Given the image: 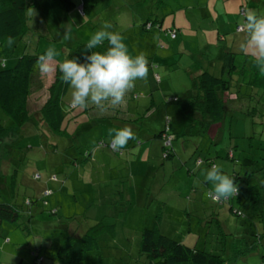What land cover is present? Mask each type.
<instances>
[{
	"label": "rangeland",
	"instance_id": "1",
	"mask_svg": "<svg viewBox=\"0 0 264 264\" xmlns=\"http://www.w3.org/2000/svg\"><path fill=\"white\" fill-rule=\"evenodd\" d=\"M72 1L77 5L69 13L73 26L69 40L57 37L49 25L44 23L37 9L41 0H36L37 7L29 6L34 10L30 12L27 9L29 31L16 43L14 55L6 60L7 64H12L22 52L42 53L48 47H54L59 53L56 62H63L76 44L87 43L105 21L110 22L112 28L108 30L119 32L124 37L131 55L140 52L146 56H152L153 52L158 55L154 61L155 69H149L148 75L152 77L154 72L160 75V80L156 79L155 82L151 78L150 87L151 92L156 94L154 99L158 106L164 107L168 113L166 115L171 124L174 155L163 163L174 164L175 168L149 173L110 171L109 166L113 164L109 158H116L117 154L102 148L99 142L110 140L109 128L122 127L107 121L100 123L97 117L88 114L93 105L86 109L70 108L69 87L61 100L64 113L60 127L62 132L53 133L39 120L41 115H36L35 110L46 99V88L54 73L43 75L39 71L35 72L29 117L21 127L9 131L8 137L14 136V143L9 145L7 138L0 148V201L20 203L24 196H34L41 200L44 191H51V194L42 197L46 205L40 201L41 205L35 206L39 216H34L26 236L12 224L3 222L5 229L20 235L22 243L14 247V238L10 244L5 241L7 244L3 249L11 252L12 256L1 255L0 264H31L34 259L32 252L43 258L42 264H67L65 257L63 260L54 257L57 249L66 242L65 236L73 234L80 237L94 227L97 228L95 239L99 248L92 250L88 259L99 256L101 264H147V258L139 251L144 228H159L160 233L169 239L219 256L222 259L220 264H262L263 251L260 247V253L256 250L244 258H238L235 254L240 237L253 238L256 230L262 229L259 216L253 214L249 207L243 209V217L236 216L230 211V207H238L235 200L227 203L220 201V204L213 202L206 196L211 185L205 183L203 178V169L209 166L205 163L199 167L197 165L200 160L205 162V159H211L227 175H232L234 171H264V90L258 87L247 88L241 84L239 77L234 76L231 91L222 95L226 102L230 101L226 108L230 110L233 106V113H228L223 121L212 124L204 136L175 135L184 130L191 117L190 111L183 113L179 110L184 108L185 93L191 87L188 71L183 68L190 69L187 66L191 62L200 63L214 57L218 50L207 49V56L204 55V49L199 50L206 39L213 40V34L215 40L219 39L217 31H214L217 21L206 13L203 5L208 0H83L84 14L80 9L82 0ZM227 7L229 13H225L226 7L220 6L221 20L233 18L231 10L235 8ZM211 8L216 10L213 4ZM155 16L162 20L161 30L153 28L144 31L143 22ZM173 26L180 30L176 40H171L166 34V30ZM41 28L46 30L45 35ZM230 32L226 25L219 33L223 37L230 35L228 44L243 39V33L236 35ZM237 52H241L240 49ZM158 59H163L162 63H169L170 66L181 59L182 67L177 64L175 71L172 67L158 68ZM34 70H38L36 66ZM140 82L137 80L132 90L135 99L129 97V94L126 97L131 105L144 94L141 89L146 84L143 88ZM173 97L179 101L168 103L167 99ZM255 106H259L261 112L249 116L247 112ZM121 110L119 114L123 115L125 108ZM145 112L139 111L147 118ZM150 123L154 125L155 121L151 119L146 124ZM0 124L6 127L11 125L1 109ZM140 124L136 129L138 131L134 132L137 138L129 140L120 155L136 160L133 164L137 170H145L143 160L149 158V162L153 163L157 154L154 152L149 155L140 148V144L133 143L138 140L142 144L148 143V132L155 131L144 126L140 128ZM163 128L162 124V128L156 127L155 130ZM229 151L233 152L235 160L227 158ZM88 152L106 160V166L102 169L109 171L73 169L71 162L84 157ZM93 165L96 166L95 163ZM155 169H160V163H157ZM34 174H39L40 178L35 179ZM256 179L259 180V187L264 185L262 175L256 176ZM236 185L239 194L246 196L243 189L247 184L238 180ZM166 194L174 198L167 199ZM143 198H148V202ZM52 209H56L55 214L49 213ZM5 233L6 230L1 236L8 233V238L13 237L12 232ZM3 240L0 238V245Z\"/></svg>",
	"mask_w": 264,
	"mask_h": 264
},
{
	"label": "trees",
	"instance_id": "2",
	"mask_svg": "<svg viewBox=\"0 0 264 264\" xmlns=\"http://www.w3.org/2000/svg\"><path fill=\"white\" fill-rule=\"evenodd\" d=\"M41 1V5L37 7L36 0H0V54H3V56L0 57L1 61L3 60L0 67V109L11 122V125L8 127L0 124V148L4 140L7 138V141L14 143V136H11V138L8 137L9 131L11 132V129L21 127L29 117L28 109L30 108L29 102L34 85V73L39 71L34 70L36 59L39 55L44 53L31 54L22 52L15 58V61L12 64L8 65L6 62L9 57L14 55L16 43L21 41L23 36L29 31L27 9L29 6H36L44 23L49 25L51 28L50 30H52L57 37L62 38L64 29L69 26H71V30H73L69 13L77 5L75 2L72 0ZM84 5L85 3L82 0L80 6L82 14H84ZM244 10V6H241L239 9L240 16H242ZM161 24L162 20H158L157 16L154 18H147L143 22L142 29L144 31H151L153 28L161 30ZM240 25L241 24H238L235 27V32L242 33L240 31ZM41 29L42 33L45 35L46 30L44 31V28ZM37 32L40 33L39 31ZM178 33L180 35V30L175 26L166 30V34L171 40H176ZM8 36L14 38V43L11 47L7 46L6 38ZM85 44L86 42L76 44V46L69 52L66 59H78L79 62H84V56L89 54L85 49ZM107 47L108 43L105 41L103 45L98 46L94 50L105 52ZM199 53H201V51ZM199 53L198 56L200 55ZM154 57H156L155 53L150 56L148 69H151L155 65V62H153L155 60ZM180 67L182 66L180 65ZM60 76L61 74L57 69L46 88V99L40 104L39 108L35 110L36 115H41V119L39 120L47 125L55 134L62 132L60 127L64 113L61 106V100L69 87L68 84L61 81ZM154 76L155 79L160 80V75L156 73ZM234 76L239 77L241 84H245L247 88L258 87L259 89L264 90V76L259 74L252 58L242 52H236L233 50H222L221 72L218 76L208 70H201L198 73L189 74L188 78L191 87L185 93L186 96L184 103L186 106H183L185 113L190 111L191 117L190 120H187L184 130L181 133H175L176 136H204L212 124L221 122L226 118L228 113H233L231 112L233 106H231L230 110L226 108V104L230 101L226 102L222 95L224 92L231 91V81ZM178 101L179 99L176 97L167 99L168 103ZM69 107L72 108L70 103ZM250 108L251 110L247 112L249 116L261 112L259 106ZM139 118H141V116H139ZM119 120L120 123H123V127L125 124L127 125L132 122L140 124V122H137L138 118L136 120H132V118L124 120L117 119L116 121ZM163 121L164 128L155 134L153 133V136L161 141V157L163 160H167L173 155L171 124L170 119L166 114L164 115ZM141 125L143 124L141 123ZM136 129H134L133 132L138 131ZM163 133H166V136L170 139L169 147L163 146ZM137 143L139 144V140ZM109 144L110 140L108 142L104 140L99 142V145L102 148L111 150L113 153L116 152L115 154L117 155L122 154V149L115 151L108 147ZM53 151H55V148ZM90 157L91 152H88L84 157L82 156L79 159H74L71 162L73 163V169L78 171L80 169V171H82L84 166H86V161H89ZM227 158L235 160L232 151L228 152ZM198 163L199 165L205 163L209 167L211 164H214L211 159H205V162L200 160ZM261 175L264 178V171L247 170L244 171V173H241V171H234L232 175H228L230 178H234L235 183L239 180L247 184V187L243 189L246 196L240 195L238 191L236 196H232L222 202L227 203L235 197L237 198L236 203L238 204V207L236 209L230 207V211L236 216L243 217V209L247 207L253 210V214L256 213L259 216L262 229L260 228L259 231L256 230L253 238H245L244 236L240 237V240L237 243L238 248H235V254L238 255V258H244L254 253L259 247H262L261 251H263V254L261 256V261L262 264H264V185L259 187V184L257 185L259 180L256 179V176ZM34 178L39 179L40 175L34 174ZM256 186L257 189H255ZM50 192L51 191L48 190L44 191L42 197L46 194H51ZM42 197L41 200H39L34 196H24L20 203H16L15 201H0V222H7L14 225L16 229H19V231L26 236L34 216H39L38 210L35 209V206L41 205L40 201H42L44 205L47 204L43 201ZM215 203L220 204L219 202ZM42 211L43 210H40V212ZM49 213L55 214L56 209L49 210ZM96 232L97 228L94 227L89 229V231L87 230L80 237H75L73 234L65 236L66 242L62 247L57 249V253L54 257L59 260H63V257H65L67 264H101V258L99 256H96L95 259H88V254L92 250L96 251L99 248L95 239ZM139 251L147 258V264L222 263V259L219 256L186 246L181 242L165 237L160 233L159 228H144L142 230ZM32 257H34V259L31 264H42L44 261L41 256L34 254V252H32Z\"/></svg>",
	"mask_w": 264,
	"mask_h": 264
},
{
	"label": "clouds",
	"instance_id": "3",
	"mask_svg": "<svg viewBox=\"0 0 264 264\" xmlns=\"http://www.w3.org/2000/svg\"><path fill=\"white\" fill-rule=\"evenodd\" d=\"M29 11H34L29 8ZM240 31L243 39L239 44L240 51L250 56L261 76H264V14H258L251 9L242 13ZM112 24L105 21L101 28L95 31L85 49L89 54L84 56V62L78 59H65L57 64L59 53L54 47L36 59V68L43 75L59 70L62 82L69 85L70 106L74 109H86L95 106L100 112L107 108L122 106L129 92L137 80L146 79L148 74V60L144 52L133 56L129 53L124 37L119 32L109 31ZM71 38V26L64 29L63 39ZM7 46L11 47L14 38L8 36ZM107 41L105 52L95 51L98 46ZM108 137L110 147L119 151L128 144L129 140L137 137L131 127L109 128ZM199 167V163L197 165ZM204 181L211 185L206 195L213 201L220 202L236 196L238 187L234 178H230L219 164H211L203 169ZM199 183V181H197Z\"/></svg>",
	"mask_w": 264,
	"mask_h": 264
},
{
	"label": "crops",
	"instance_id": "4",
	"mask_svg": "<svg viewBox=\"0 0 264 264\" xmlns=\"http://www.w3.org/2000/svg\"><path fill=\"white\" fill-rule=\"evenodd\" d=\"M212 4L216 10H212V8H211ZM203 5H205V7H206V13H209L211 16H213L214 21H217V23L214 25V31H217L216 33L219 36V39L215 40L214 39L215 34H213L212 35L213 40L206 39L204 42L201 43V45L199 46V49L205 50V52H204V53H206V54H204L205 56H207V53H208L207 49L216 48L218 50L215 53L214 57L207 58L206 60H204V62H200V63L198 61L196 63L191 62L189 64V66H187V68H190L191 70L185 69V68H183V70L188 71V75L192 74V73H198L201 70H208L211 73L218 76L221 72L222 50L228 49V50H233V51L237 52L240 49L239 44L241 42V40L239 39L238 41L234 40L232 44H231V42L228 44V40L230 38V35H228V37H223L221 34H219L220 29L225 28V26L227 25L229 28V31H231L230 34L232 32H234L236 35L237 34L241 35L242 33H237V32H235V29H234V27H236L238 24H241L242 20H243V17L240 16V12H239V9L241 8V6H244L245 9L254 10L258 14H264V3H263V0H246V1H244V0H208ZM221 5L224 8L226 7L225 13H229L227 6H233L235 8V9L231 10L233 12V18L228 17V18H225V20L220 19L219 14H220V6ZM153 54H154V52H153ZM156 58H158V55L156 56ZM154 59H155V57H154ZM200 59H202V57H200ZM147 60L148 61L150 60V55H147ZM162 60H159V59L157 60L156 65H157V67L159 66L158 68H161V66L162 67H172L174 71H175V68H177L176 65L177 64L181 65L180 63H182V60L180 59L177 62V64H173V66H170V64L169 63L166 64V62L163 64ZM153 69H155V68H153ZM212 71H214V72H212ZM155 74L156 73L154 72L152 74V77L150 74L149 75L147 74L146 79H141V82H140L141 87L144 88V86L146 84V87L143 90L141 89V91L144 94L140 93V94H142V97L140 99H138L137 102L134 101L135 103H132V105L129 102L125 101V103L122 106L115 108V109L109 107V108H107V111H104V112H100L95 106H92L90 108V110L88 111V114L97 117V120L100 123L107 121V122H110L112 125H117V126L123 127V123H120V121L117 123L114 121V119H123L124 120L127 118H132V120H136L138 118L137 122L142 123L143 125L140 124L142 127L143 126L148 127L149 129L155 131L152 133L148 132V135H147V140L149 141L148 143L142 144L141 142H139L140 148L146 150L147 153H149V155L151 153H154V152L157 154L153 163L149 162V158L147 160H143L144 163L143 162L142 163L145 167V170H137L135 168V165L133 164V163H136V160L133 161L132 158H124V157H122V155H117L116 158H112V157L109 158L113 164V165L110 164V166H109L110 171H148V173H149L150 171H161V170L162 171H168L169 168H172V169L175 168L174 164L163 163L164 160L161 157L162 156V154H161V152H162L161 141L158 138H154V136H152L153 133L155 134V133H157V131L158 132L160 131V130H155V129H156V127L162 128V124L164 125V123H163L164 122L163 121L164 115L168 114L165 112L164 107L158 106V104H157L158 102H156V100H155L156 98L154 99V96H156V94L151 92V87H150L151 86L150 84L152 82L151 78L155 82V80H156L155 76H154ZM158 75H159V73H158ZM133 93L134 92L131 91L128 94H129V97L132 96V98L135 99L133 97L134 96ZM184 105H185V103H184ZM121 108H125V110L123 111V115L119 114V112L122 111ZM142 110L146 111L145 115H148L147 118H145L146 116H142V114H140L141 112L139 113V111H142ZM179 110L183 113L185 111L184 108L183 109L180 108ZM95 111H96V114H95ZM113 111H116L118 113H113ZM155 113H158V114H155ZM138 114L141 117H143L144 119L140 120ZM151 119L155 121V124L154 125L151 123L146 124ZM230 125H232V122H230ZM125 126H129V127H131L132 130H134L138 127V124L136 122L135 123L132 122V123L127 124V125L125 124ZM141 126H139V127L142 128ZM12 144L13 143H11L9 141V145H12ZM133 144L138 145V143H135V142ZM95 152H97V151H95ZM123 152H124V150H123ZM173 155H172V157H173ZM172 157L170 159H172ZM94 163L96 164V166L93 165ZM157 163H160V169H158V170L155 169ZM85 164L86 165L88 164L87 167L84 166L85 171H109V170L102 169V167L106 166V160L101 159V158L97 157L96 155H93L92 153H91L90 160L86 161ZM84 168L82 171H84ZM143 175H147V173H144ZM166 183L167 182H165V184ZM166 197H167V199L174 198V196L170 197L168 194H166ZM143 199H145V201L148 202L147 201L148 198L147 199L143 198ZM234 200L237 202V198L232 199L231 201H234ZM5 223H7V222H5ZM5 230H6V233L12 232L11 235L13 237L8 238V233L7 234L5 233L6 235L4 237L1 236L2 234H4ZM0 238L5 239V240H3V243L0 245V256L3 254H8V255L12 256L11 252L5 251L3 249V247L7 244V242H8V244H10L13 241V238L15 240V242L13 243L14 247L19 246L22 243V241H21L22 238L20 237V235H18V233H15V231L5 229V226H3V222H0ZM5 241H7V242H5ZM257 252L258 253L260 252L259 248L257 249ZM13 256L16 257L17 255L13 254Z\"/></svg>",
	"mask_w": 264,
	"mask_h": 264
},
{
	"label": "built area",
	"instance_id": "5",
	"mask_svg": "<svg viewBox=\"0 0 264 264\" xmlns=\"http://www.w3.org/2000/svg\"><path fill=\"white\" fill-rule=\"evenodd\" d=\"M80 9H81V7H80ZM162 137H163V146H165V147H169L170 146V139L166 136V133H163L162 134ZM101 144V143H100ZM102 145V144H101ZM110 145V144H109ZM108 145V147L110 148V149H112L110 146ZM103 146V145H102Z\"/></svg>",
	"mask_w": 264,
	"mask_h": 264
}]
</instances>
